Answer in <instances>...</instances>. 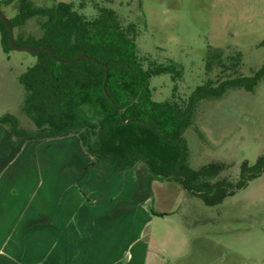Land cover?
Masks as SVG:
<instances>
[{
	"label": "rangeland",
	"instance_id": "1",
	"mask_svg": "<svg viewBox=\"0 0 264 264\" xmlns=\"http://www.w3.org/2000/svg\"><path fill=\"white\" fill-rule=\"evenodd\" d=\"M61 2L87 19L97 16L96 5L112 9L144 69L173 62L182 70L177 79L169 73L150 79L154 102L175 97L185 104L207 82L216 87L251 77L264 65V0H32V5ZM24 8L17 1L0 2L9 20ZM45 20L35 17L15 28V39L40 38ZM131 27L136 35L127 33ZM36 61L27 51L4 53L0 36V120L10 114L28 131L35 126L24 112L26 91L19 78ZM184 138L193 170L221 167L203 180L226 185L218 193L222 201L209 205V195L159 178L146 208L164 215L154 217L147 235L160 242L172 264H264V170L255 175L249 170L264 159V78L252 91L234 88L221 98L201 100Z\"/></svg>",
	"mask_w": 264,
	"mask_h": 264
},
{
	"label": "trees",
	"instance_id": "2",
	"mask_svg": "<svg viewBox=\"0 0 264 264\" xmlns=\"http://www.w3.org/2000/svg\"><path fill=\"white\" fill-rule=\"evenodd\" d=\"M14 1L25 7L9 20L14 29L35 17L46 19L41 24L40 38L19 37L16 44L34 48L48 45L62 60L72 61L85 54L103 65L85 58L72 64L56 62L47 50L31 53L37 61L20 76L19 82L26 91L24 112L35 130L19 127L10 114L1 118V124H8L15 137L25 140L76 135L94 160L108 162L118 172L144 162L153 176L177 181L194 195H209L211 199L205 200L209 205L221 203L222 196L218 198V193L226 185L203 180L206 176L214 178L221 167L193 170L188 164L184 133L191 126L201 100L221 98L234 88L254 90L264 78V65L251 77L228 79L216 87L207 82L197 87L185 104H179L175 97L154 102L150 79L163 73L177 79L182 70L173 62L152 64L144 69L136 55L134 40L120 32V22L112 9L96 5L97 16L87 19L72 4L34 7L32 0H0L5 5ZM130 29L127 33L136 35L135 28ZM0 36L2 49L9 54L13 49L1 18ZM261 45L264 46V41ZM240 58L238 54L235 59ZM247 170L244 164L242 172ZM249 170L255 172L253 175L264 170V159L260 158Z\"/></svg>",
	"mask_w": 264,
	"mask_h": 264
},
{
	"label": "crops",
	"instance_id": "3",
	"mask_svg": "<svg viewBox=\"0 0 264 264\" xmlns=\"http://www.w3.org/2000/svg\"><path fill=\"white\" fill-rule=\"evenodd\" d=\"M157 183L144 162L94 160L76 135L25 140L0 123V264H172L147 235Z\"/></svg>",
	"mask_w": 264,
	"mask_h": 264
},
{
	"label": "water",
	"instance_id": "4",
	"mask_svg": "<svg viewBox=\"0 0 264 264\" xmlns=\"http://www.w3.org/2000/svg\"><path fill=\"white\" fill-rule=\"evenodd\" d=\"M0 18L4 21V23L7 26V29H8V32H9V44H10V47L12 49H14V50L27 51V52H30V53H40L42 51L47 50L49 52L50 56L56 62H62V63H65V64H72L75 61H77L78 59L85 58V59L91 60V61H93V62H95V63H97L99 65H103L102 63H100L96 59H94L92 57H89V56H87L85 54H80V55L76 56L75 59H73L72 61L62 60V59L58 58L57 56H55V54L53 52V49L51 48V46H48V45L42 46L40 48H34V47H31V46L18 45L15 42L14 28L11 25L9 19L4 15V13L2 12L1 9H0ZM104 66L107 68L106 65H104Z\"/></svg>",
	"mask_w": 264,
	"mask_h": 264
}]
</instances>
